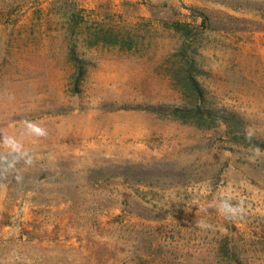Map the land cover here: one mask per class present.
Masks as SVG:
<instances>
[{
	"label": "rangeland",
	"instance_id": "374dc122",
	"mask_svg": "<svg viewBox=\"0 0 264 264\" xmlns=\"http://www.w3.org/2000/svg\"><path fill=\"white\" fill-rule=\"evenodd\" d=\"M192 80L242 128L149 108ZM243 137L264 143V0H0V264H264Z\"/></svg>",
	"mask_w": 264,
	"mask_h": 264
},
{
	"label": "trees",
	"instance_id": "16d2710c",
	"mask_svg": "<svg viewBox=\"0 0 264 264\" xmlns=\"http://www.w3.org/2000/svg\"><path fill=\"white\" fill-rule=\"evenodd\" d=\"M192 80L190 84V92L192 96V105L181 106H150L149 108L157 112L171 114L183 121L191 120L199 127L210 126L213 123H223L228 129L239 130L243 126V119L235 112L224 108H215L206 104V99L201 89L194 84ZM195 118V119H194ZM246 142L255 144H264L262 141L254 140L251 137H243Z\"/></svg>",
	"mask_w": 264,
	"mask_h": 264
}]
</instances>
